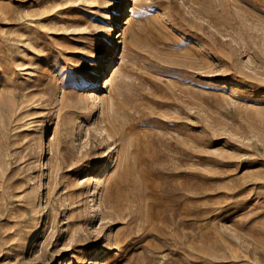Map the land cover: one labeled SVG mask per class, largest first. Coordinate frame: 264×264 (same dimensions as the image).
Here are the masks:
<instances>
[{
  "label": "rangeland",
  "instance_id": "obj_1",
  "mask_svg": "<svg viewBox=\"0 0 264 264\" xmlns=\"http://www.w3.org/2000/svg\"><path fill=\"white\" fill-rule=\"evenodd\" d=\"M0 264H264V0H0Z\"/></svg>",
  "mask_w": 264,
  "mask_h": 264
},
{
  "label": "bare ground",
  "instance_id": "obj_2",
  "mask_svg": "<svg viewBox=\"0 0 264 264\" xmlns=\"http://www.w3.org/2000/svg\"><path fill=\"white\" fill-rule=\"evenodd\" d=\"M129 13H131V12H129ZM129 22H130V20L128 19V21L125 23V25L129 24ZM94 182H95V181H94Z\"/></svg>",
  "mask_w": 264,
  "mask_h": 264
}]
</instances>
